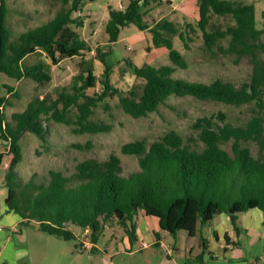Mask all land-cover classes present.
<instances>
[{"label":"trees","instance_id":"16d2710c","mask_svg":"<svg viewBox=\"0 0 264 264\" xmlns=\"http://www.w3.org/2000/svg\"><path fill=\"white\" fill-rule=\"evenodd\" d=\"M49 1L56 8L52 17L14 33L8 26L9 0H0V75L19 83L32 80L42 87L52 81V75L40 54L57 65L92 51L79 29L85 27L84 7L98 0ZM259 1L197 0L198 19L185 17L181 23L147 22L153 4L161 0H128L123 9L109 5L105 32L110 44L119 41L125 28L136 26L151 33L156 48L168 50L172 65L140 67L128 60L136 77L144 81L141 92L113 87L106 53L100 55L105 67L100 78L95 60L83 58L71 88L36 94L11 119L3 111L13 106L10 96L21 99L22 93L5 86L9 96H0V141L14 155L3 184L8 189L7 212L15 213L22 225L35 223L38 230L68 241L77 237L71 225L89 230L94 243L106 228L118 227L131 246L138 240L141 212L156 217L161 230L173 235L184 231L192 238L200 225L220 215L226 214L238 232L241 214L252 210L264 214V63L258 58L259 51H264V27L258 29L256 23ZM174 37L186 50L201 40L200 50L211 58L228 53L250 56L249 79L236 85L221 79L202 83L175 77L188 62L175 48ZM98 87L100 91L90 93ZM172 97L250 105L252 116L236 126L220 111L198 118L189 136L169 130L152 143L145 139L127 143L122 153L139 162V170L129 176L123 175L121 159L111 154L105 161L77 162L71 171L51 170L43 182L31 180L21 189L16 169L24 160L21 139L26 133L47 142L53 123L76 126L79 134L108 133L111 125L92 120L102 103L108 108V100H117L126 114L139 119L170 106ZM253 144L258 148L256 155ZM4 157L0 154V162Z\"/></svg>","mask_w":264,"mask_h":264},{"label":"rangeland","instance_id":"374dc122","mask_svg":"<svg viewBox=\"0 0 264 264\" xmlns=\"http://www.w3.org/2000/svg\"><path fill=\"white\" fill-rule=\"evenodd\" d=\"M94 3L100 9L93 10V4H87L83 12L85 27L79 29L89 42L91 52H85L83 57L63 59L57 65L44 54H40L39 58L46 62V68L52 75V81L42 87L32 80L27 79L19 83L0 75V96H9L5 86H14L22 93L21 99L9 97L13 106H8L3 111L8 119H11L13 113L23 111L36 94L44 96V93L50 91L71 88L83 58L95 60V73L100 78L105 70L100 55L106 53L105 62L112 68L111 83L122 92L133 88L141 92L144 85V81L138 79L128 66V60L140 67L172 65L168 50L156 48L151 33L141 31L136 26L125 28L116 44L109 43L105 32L109 18L106 7L111 3L114 7L123 9L128 0H98ZM153 6L146 17L148 23L160 19L181 23L185 17L193 21L199 17L197 0H161V4ZM255 6L257 28L262 29L264 0L257 2ZM9 8L8 26L14 33L49 19L56 9L54 1L49 0H9ZM174 42L175 48L181 51L188 62V67L178 69L175 77L202 83L221 79L240 85L247 81L252 73L250 56L240 58L235 53H228L211 58L200 50L201 40L192 43L190 50H186L176 37ZM258 58L264 63V51H259ZM98 91L99 87L92 89L90 93ZM168 105L171 108L164 105L158 113L135 119L121 109L117 100H108V108L102 103L96 108L92 120L111 125V132L79 134L76 126L53 123L47 142L32 133H26L21 139L24 160L16 169L21 189L31 180L37 184L43 182L51 170L71 171L77 162L86 159L105 161L111 154L121 159L123 175L129 176L139 170V162L137 157L122 153V147L127 143L143 139L152 143L169 130H178L189 136L194 131L192 125L198 118L217 115L220 111L236 126L242 125L252 116L250 105L234 107L193 97H172ZM252 150L256 155L257 146L253 144ZM0 154L5 156L0 162V244L14 257V264H174L172 260L178 264H188L189 257L185 256V249L193 246L198 249L199 239L189 237L184 231L175 235L169 234L160 229L156 217H147L142 212L138 216L141 232L153 230L155 235L151 240H145L138 235V240L132 246L124 231L118 227L106 228L98 242L94 243L89 230L74 225L69 229L77 237L69 241L38 230L35 223L22 225L15 213L5 210L8 189L2 184L5 183V176L14 155L2 140ZM175 247L183 251L177 253ZM244 255L254 264L256 255L264 262V244L260 243L254 248L246 246ZM211 264L220 263L214 261Z\"/></svg>","mask_w":264,"mask_h":264},{"label":"crops","instance_id":"0c3cea01","mask_svg":"<svg viewBox=\"0 0 264 264\" xmlns=\"http://www.w3.org/2000/svg\"><path fill=\"white\" fill-rule=\"evenodd\" d=\"M92 4L91 9H100L95 3ZM109 5L111 3H108ZM106 8L108 9V7ZM5 210L7 211L6 205ZM238 227L237 232L226 214L214 218L204 226L200 225L197 235L193 237V239H199L198 249L196 250V247L193 246L184 251L185 256L189 257L188 264H208V261H210L209 264L214 261L220 264H254L245 257L244 250L246 246L254 248L260 243L264 244L263 212L252 210L241 214ZM138 233L145 240H151L155 235L153 230L141 232L140 228H138ZM175 251L181 253L183 250L175 247ZM255 260L256 264H264L262 258L257 255ZM172 261L174 264H178L177 261ZM0 264H14V257L1 244Z\"/></svg>","mask_w":264,"mask_h":264}]
</instances>
